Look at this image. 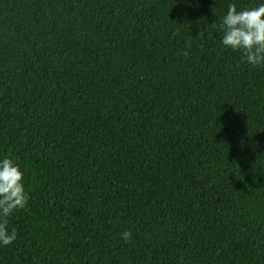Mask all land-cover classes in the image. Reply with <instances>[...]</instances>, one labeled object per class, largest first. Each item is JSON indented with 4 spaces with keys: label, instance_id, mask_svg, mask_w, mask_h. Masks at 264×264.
<instances>
[{
    "label": "trees",
    "instance_id": "1",
    "mask_svg": "<svg viewBox=\"0 0 264 264\" xmlns=\"http://www.w3.org/2000/svg\"><path fill=\"white\" fill-rule=\"evenodd\" d=\"M260 3L0 0V264H264V65L210 27Z\"/></svg>",
    "mask_w": 264,
    "mask_h": 264
},
{
    "label": "clouds",
    "instance_id": "2",
    "mask_svg": "<svg viewBox=\"0 0 264 264\" xmlns=\"http://www.w3.org/2000/svg\"><path fill=\"white\" fill-rule=\"evenodd\" d=\"M210 27L218 28L223 33L222 45L240 51L248 64L253 67L264 65V3L243 9L229 4L219 24L214 21ZM203 35L200 32L199 37ZM28 200L20 165L10 156H5L0 159V244L7 246L17 239V230L8 227V217L25 208ZM131 236L130 230L122 233L126 243L130 242Z\"/></svg>",
    "mask_w": 264,
    "mask_h": 264
}]
</instances>
